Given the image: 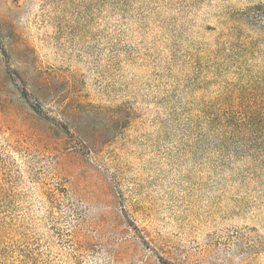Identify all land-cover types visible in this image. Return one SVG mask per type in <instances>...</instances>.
<instances>
[{"label":"rangeland","instance_id":"obj_1","mask_svg":"<svg viewBox=\"0 0 264 264\" xmlns=\"http://www.w3.org/2000/svg\"><path fill=\"white\" fill-rule=\"evenodd\" d=\"M256 5L0 0V264H264V152L210 132Z\"/></svg>","mask_w":264,"mask_h":264},{"label":"trees","instance_id":"obj_2","mask_svg":"<svg viewBox=\"0 0 264 264\" xmlns=\"http://www.w3.org/2000/svg\"><path fill=\"white\" fill-rule=\"evenodd\" d=\"M248 10L256 11L254 18L257 21L254 24L262 23L264 25V5H256V7H250ZM1 37L0 32V46ZM258 84L257 87L253 86L250 90L248 88L237 95V99L241 100L242 103L226 104L211 109L210 124L213 130L210 132L212 136L216 137L215 139L220 137L224 141L235 140L236 143L231 142L234 152L248 148L245 140L257 142L255 147H249L254 150L255 154L264 152V102H259L264 101V91L258 89ZM22 95L26 96V92L22 91ZM69 211L71 214L75 213L74 208Z\"/></svg>","mask_w":264,"mask_h":264}]
</instances>
